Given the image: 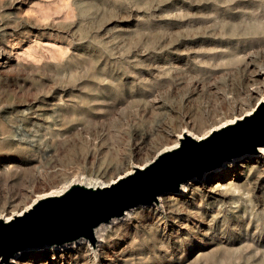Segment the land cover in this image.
I'll use <instances>...</instances> for the list:
<instances>
[{
	"label": "rangeland",
	"instance_id": "obj_1",
	"mask_svg": "<svg viewBox=\"0 0 264 264\" xmlns=\"http://www.w3.org/2000/svg\"><path fill=\"white\" fill-rule=\"evenodd\" d=\"M261 97L264 0H0V214L49 186L105 182ZM256 155L187 179L161 215L152 202L98 224L102 262L87 239L10 264H264Z\"/></svg>",
	"mask_w": 264,
	"mask_h": 264
},
{
	"label": "water",
	"instance_id": "obj_2",
	"mask_svg": "<svg viewBox=\"0 0 264 264\" xmlns=\"http://www.w3.org/2000/svg\"><path fill=\"white\" fill-rule=\"evenodd\" d=\"M264 143V102L247 116L202 140L184 138L162 152L144 169H136L113 184L90 188L72 185L60 195L35 202L11 220L0 219V263L33 247L62 245L79 238L94 241L93 229L120 217L125 210L156 201L167 189L200 177L222 161L253 152Z\"/></svg>",
	"mask_w": 264,
	"mask_h": 264
},
{
	"label": "bare ground",
	"instance_id": "obj_3",
	"mask_svg": "<svg viewBox=\"0 0 264 264\" xmlns=\"http://www.w3.org/2000/svg\"><path fill=\"white\" fill-rule=\"evenodd\" d=\"M256 101L257 102L255 103V105L250 110H248L246 112H241V114H239V115H234L232 118H228V119L226 118V120L222 123L209 125L207 128L202 130V132H200V133L196 134L193 131L186 129V127L183 128L182 130H180L179 133H177L176 138H175L173 143L160 147V150L153 157L144 160V162L140 163V164H136V163L130 164V166H128V168L122 169L119 173H117L115 176H113L111 179H109L105 182L101 181L100 183H97L94 186L93 185H84L83 183H78V180H79V178H78L77 181H71L69 185L72 186L75 184H77V185L81 184V185H84L85 187H90V188H97V187H104V186L111 185L116 180H119L120 178L126 177L130 173L135 172V170L138 168L144 169L145 166H147V164H149L154 159H156L162 152L175 149L178 145V142H180L182 139L190 138V139H195V140H202V139L209 137V135L212 134L213 132H215L216 130H219V129L225 127V125L232 124L238 120H241V118L249 115L251 113V111L255 108V106H257V104L261 100L258 99ZM258 155H264V154H257L256 156H258ZM236 159H237V157H234L229 162H234ZM216 170L217 169H215V171ZM76 178H77V176H76ZM194 179H196V178H194ZM194 179H192V180H194ZM205 179L206 178L204 177V174H203V176L199 179V181H203ZM189 180L181 182L179 184L178 191H177V193L178 192L179 193L175 194V195H168L165 203H161V197H159V195H158L156 201H154L157 203V205H156V207H154L153 212L161 215V214H163L162 212H163V208L165 207V205L176 206V205H178V203H180L182 200H184V197L190 192V189H191ZM52 195H58V193H55V190L51 186H49L48 189L45 188L44 190H42L40 192H36L35 196L32 198V200L29 203H27V204L25 203V205L16 209L15 211L10 212L7 215L0 214V219L8 221L9 216H11L13 218V216L22 214V213L26 212L27 210H29L35 202L39 201L42 198H46V197L52 196ZM131 208L132 207H130V209ZM130 209L125 210L123 213V216L126 215L130 211ZM116 218H118V217H114L110 221H114V219H116ZM110 221H108V222H110ZM108 222H105V223H108ZM102 224L104 225V223H102ZM96 228L97 227H95L93 229L94 238H95L94 241L93 242H87L84 247H85V251L87 252L88 255L92 256L93 258H98V263H99V262H102V257H103V256H100L99 252L101 250H103L102 244H103V237H104L105 231H103L101 233H97ZM82 240L86 241L87 239L82 237V238L77 239L76 241L80 242ZM49 246H51V245H49ZM54 246H51V248H55ZM33 248H38V247H33ZM12 261H13V259L10 258L9 261H7V262H8V264H10ZM91 264H96V263L91 262Z\"/></svg>",
	"mask_w": 264,
	"mask_h": 264
},
{
	"label": "snow or ice",
	"instance_id": "obj_4",
	"mask_svg": "<svg viewBox=\"0 0 264 264\" xmlns=\"http://www.w3.org/2000/svg\"><path fill=\"white\" fill-rule=\"evenodd\" d=\"M261 101L264 102V97H261ZM260 143V146L257 148L255 145L253 146V152L255 154H264V143L262 142H258ZM261 159H264V155L260 156ZM9 220L12 219L11 216L8 217Z\"/></svg>",
	"mask_w": 264,
	"mask_h": 264
}]
</instances>
